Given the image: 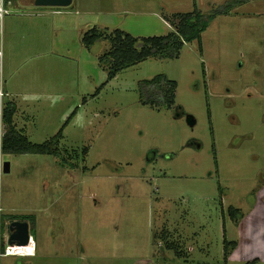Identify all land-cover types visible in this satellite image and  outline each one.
<instances>
[{"label": "rangeland", "instance_id": "1", "mask_svg": "<svg viewBox=\"0 0 264 264\" xmlns=\"http://www.w3.org/2000/svg\"><path fill=\"white\" fill-rule=\"evenodd\" d=\"M227 1L13 0L3 47L15 126L42 143L74 115L58 144L65 163L2 154V234L7 215L32 214L37 255L1 264H264V0L216 16L178 58L149 57L106 84L98 57L108 45L81 43L92 26L162 35L156 15ZM57 8L82 20L67 56L54 49L47 13ZM162 75L177 83L175 104H143V82ZM225 239L237 244L227 260Z\"/></svg>", "mask_w": 264, "mask_h": 264}, {"label": "trees", "instance_id": "2", "mask_svg": "<svg viewBox=\"0 0 264 264\" xmlns=\"http://www.w3.org/2000/svg\"><path fill=\"white\" fill-rule=\"evenodd\" d=\"M248 1L250 0H229L224 5L208 12H199L195 7V10L192 12L173 14L171 17L167 16L174 31L163 36L134 37L119 29L110 30L108 28L92 26L82 33L81 43L87 49L93 48L97 43H105L108 45V48L99 55L98 63L106 72L107 81H110L121 71L137 65L149 57L160 60L178 58L186 43L195 40L201 41L202 32L207 29L216 16L228 14L235 7ZM143 84L146 85L149 91L146 96L141 97L143 104H149L159 108H171L175 104L176 81L170 80L162 75L152 80H145ZM16 111L17 104L10 99L4 111L6 131L2 139V154H50L60 158V161L65 163V158L59 150L58 144L63 138L64 128L74 114L66 120L59 131L50 139L42 143H34L15 126L14 115ZM237 212L238 209L232 210L234 216ZM7 219L10 220L9 223L15 220L35 221L32 214H11L7 215ZM167 246L168 248H173L179 254L175 245L167 243ZM236 246L235 241L224 240L225 260H227V257ZM255 262L256 260L253 264Z\"/></svg>", "mask_w": 264, "mask_h": 264}, {"label": "built area", "instance_id": "3", "mask_svg": "<svg viewBox=\"0 0 264 264\" xmlns=\"http://www.w3.org/2000/svg\"><path fill=\"white\" fill-rule=\"evenodd\" d=\"M13 0H0V172L3 170L2 160V139L6 131L4 123V111L7 102L11 99L10 93L5 88L4 78V40H3V21L5 16L13 12ZM2 207L0 205V264L3 256H18L27 257L35 256L37 252V245L33 236L29 232V240L27 244L21 245L18 243H9V227L8 233L2 234ZM9 226V225H8ZM4 240V243H3Z\"/></svg>", "mask_w": 264, "mask_h": 264}, {"label": "crops", "instance_id": "4", "mask_svg": "<svg viewBox=\"0 0 264 264\" xmlns=\"http://www.w3.org/2000/svg\"><path fill=\"white\" fill-rule=\"evenodd\" d=\"M47 14L48 15H52L51 19H52V24L54 25V29H55L54 31H56V34H60V42H59L60 44H58L59 46L56 45L54 47L55 51L58 52L61 55H64V56L73 54L74 49L70 48L69 46L73 43L76 28L79 27L82 24V20L77 18V15H78L77 11H71V10H68V11L67 10L66 11L63 10L62 11L60 8H57V9H54L52 11H48ZM167 16L168 15L166 14V15H163V17L161 18L160 16L156 15L157 19H158V17L160 18L159 19L160 22L162 23L164 28L167 29V32L169 33L171 31H174V28L169 23ZM115 29H119V30H122L124 32H127V33L131 34L134 37H153V36H163V35H167L168 34L167 32L165 33V31H164L162 33V35L156 34V35H148V36H146L144 34H141V35L133 34V33H130L129 31H127V30H123V29H120V28H113V29H110V30H115ZM78 51L81 52L80 53V58L83 59L85 57H88V56H86V54L82 53V51H80V50H78ZM6 54H7V56L10 57L11 52H10V50L8 48H4V57L6 56ZM106 81H107V74H106ZM106 81L104 82V84H106ZM15 115H16V113H15ZM15 115H14V121H15ZM24 134H26V133H24ZM36 255H37V252H36Z\"/></svg>", "mask_w": 264, "mask_h": 264}, {"label": "water", "instance_id": "5", "mask_svg": "<svg viewBox=\"0 0 264 264\" xmlns=\"http://www.w3.org/2000/svg\"><path fill=\"white\" fill-rule=\"evenodd\" d=\"M71 3L72 0H34L36 6L68 7ZM188 122L193 124L194 121L190 118ZM10 165L11 162L6 160L3 164V171L8 172L10 170ZM9 232V243L27 244L30 232L29 222L20 220L12 221L9 223Z\"/></svg>", "mask_w": 264, "mask_h": 264}]
</instances>
